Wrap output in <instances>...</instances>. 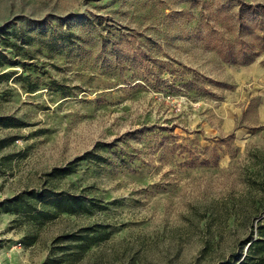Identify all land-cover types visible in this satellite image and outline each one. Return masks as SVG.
Returning <instances> with one entry per match:
<instances>
[{"label": "rangeland", "instance_id": "374dc122", "mask_svg": "<svg viewBox=\"0 0 264 264\" xmlns=\"http://www.w3.org/2000/svg\"><path fill=\"white\" fill-rule=\"evenodd\" d=\"M241 2L264 6L0 0V202L53 186L106 206L45 217L0 207V264H230L244 253L264 223V116L250 67L218 52L251 46L264 60V9ZM235 127L243 134L229 137ZM88 151L100 157L47 175ZM93 224L107 235L80 255L58 239Z\"/></svg>", "mask_w": 264, "mask_h": 264}, {"label": "trees", "instance_id": "16d2710c", "mask_svg": "<svg viewBox=\"0 0 264 264\" xmlns=\"http://www.w3.org/2000/svg\"><path fill=\"white\" fill-rule=\"evenodd\" d=\"M241 3L249 9H264V6L260 4ZM261 29L264 31V26H262ZM260 35L261 36H257L259 39V45L261 48H264V33ZM249 48H251V46L245 47L242 45L237 50H234L232 47L228 46L224 49H219L218 52L223 60L231 64L238 63L243 65L252 62L259 54V51L251 53ZM0 58L7 59L6 54L0 52ZM261 62L264 64V60ZM233 135V131L228 134L229 137H233ZM88 157L99 158L100 156L88 151L64 166L54 167L47 173V175L51 178L63 177L64 175L75 171L77 160L87 159ZM254 183L257 182L254 181ZM261 189H264V187ZM38 203H42L44 207L43 210L37 208ZM0 207L4 212H12L16 214L35 210V215L41 217L56 214L58 212H66L70 214L88 213L92 208L100 210L106 208V206L101 204L100 200L95 197H90L82 193L69 192L64 189H56L53 186H43L40 189L32 188L25 192L18 193L9 199L1 201ZM50 209H53L54 211L51 212ZM105 235H107V232L103 230L101 224H93L80 227L78 230L69 233L61 234L58 239L65 241L64 244H62L64 247L70 245L69 243H74L78 248L77 253L80 255L85 247L99 242V240ZM244 244V253L241 254L235 262H231L230 264H264V223L258 222L256 224V235L250 236ZM77 258H79V256Z\"/></svg>", "mask_w": 264, "mask_h": 264}, {"label": "crops", "instance_id": "0c3cea01", "mask_svg": "<svg viewBox=\"0 0 264 264\" xmlns=\"http://www.w3.org/2000/svg\"><path fill=\"white\" fill-rule=\"evenodd\" d=\"M246 65H248L250 68L247 72H243L244 76L247 77L248 79L253 80L254 83L256 82V84H258V88H257L256 93H255V94L259 95V97H260V102L258 104V113H260V114H262V116H264V65H262L258 62H255V60H253L252 62H250L248 64H243V66H246ZM260 83H261V85H260ZM236 129H237V127L232 129L233 133H235ZM242 129L241 128L237 129L238 133H239L238 136H240V134H243Z\"/></svg>", "mask_w": 264, "mask_h": 264}]
</instances>
